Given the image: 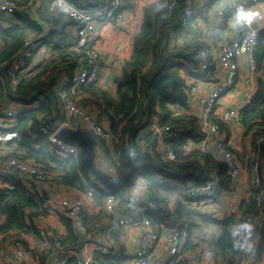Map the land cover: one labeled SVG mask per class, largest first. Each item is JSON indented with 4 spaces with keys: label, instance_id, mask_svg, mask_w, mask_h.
Segmentation results:
<instances>
[{
    "label": "trees",
    "instance_id": "trees-1",
    "mask_svg": "<svg viewBox=\"0 0 264 264\" xmlns=\"http://www.w3.org/2000/svg\"><path fill=\"white\" fill-rule=\"evenodd\" d=\"M31 1L15 0L17 7L14 12L9 16L1 15V18L5 17L2 19L5 20V26L0 25V65L9 62L28 38H38L41 44L39 36L45 24L57 26L59 23H64L59 26L61 29L56 31L62 37L54 42L51 41L50 36L47 37L43 44L47 46L51 44L52 57L43 61L31 77L20 79L13 86V92L17 97H9L18 103H33L35 92L45 97L36 106L19 115L15 127L17 137L5 143L7 148L13 149L7 155L22 156L42 166L51 176L54 184L73 188L77 192H89L93 201L103 208L109 196H113L118 204L136 203L133 197L126 194V189L135 178L143 176L148 184V198L153 204L146 213L158 229L163 226L172 230L184 224L189 230L204 224L217 228V233L209 231L210 237L207 244L215 264H239L245 252L241 234L244 231L248 234L253 233L258 239L256 249L258 260L260 250L264 247V80L258 84L252 102L243 109L239 121L243 128V139L251 135L252 151L257 154L254 160H248V167L257 166L258 187L252 189L241 201L236 214L220 219L201 213L188 203H183V199L193 201L203 198L188 197L185 188L189 184L204 183L208 180L206 177L208 171L214 170V173L220 176L218 192L214 199L220 196L221 190L226 191L229 181L223 162L214 160L209 153L202 152L199 148L184 152L187 146L186 140L188 138L193 140L201 135L197 117L181 110L187 106L188 83L183 73L191 74L190 68L199 62L194 51L205 46L197 39V32L193 29L195 15L185 26H180L175 20L184 9L187 0L150 1L143 7L141 22L132 40V55L122 66L121 76L117 81L118 101H115L109 92L95 88L93 83H86L76 88L82 96L81 105L90 103L100 108L101 112L109 114L110 129L117 136L112 153H106V159L115 173L114 176L109 175V177L118 179L130 168L133 149L140 165L123 186L119 188L104 186L109 189L104 191L95 183L96 180L92 174L82 166L78 155L59 154L47 138L36 131L39 126L50 127L48 118L60 111L56 96L57 79L56 76L51 77L52 74L67 73V70L71 71L68 74L73 73V68L79 67L78 60L84 56V53L82 50L75 49V38L72 43L67 39L65 26L68 23L72 24V21L60 8L51 9L50 4L45 3L34 9L31 8ZM66 1L83 8L102 6V0ZM212 5L213 1H210L208 8L212 9ZM198 14L202 15V13ZM180 39L181 42H178ZM253 57L257 70L262 68L264 62L262 34L253 51ZM4 94L5 86L0 80V97ZM99 99L103 101V105ZM152 116L159 118L160 125L181 127L177 137L162 139L165 145L175 152L174 161L164 160L158 153L150 152L151 147L154 148L159 141L157 134L147 129ZM259 137L263 140L257 145ZM140 141L146 145L144 152L140 150ZM230 149L239 159L245 155L244 151ZM18 151H22L20 154L23 155H19ZM173 195H180L181 199L176 200L173 207H169V199ZM48 201L49 198H46L44 192L39 189L32 190L20 182L0 188V215L4 217V222L0 224V235L3 236L0 241V250L3 248L7 234L32 232L39 236L33 221L36 217L47 215ZM62 220L66 229L65 239L55 236L53 239L46 240L50 247L47 246L40 252L39 264L50 263L55 251L51 243L55 240H58L65 248L72 245L77 250L79 242L73 224L66 217ZM38 241L42 239L38 237ZM15 242H21L25 250H29L23 241ZM196 245L197 243L193 240H189L182 252ZM94 260L96 264L127 263L122 250L106 253L95 250ZM68 262V264H79L75 257L68 259ZM158 264H184V260L172 256Z\"/></svg>",
    "mask_w": 264,
    "mask_h": 264
},
{
    "label": "built area",
    "instance_id": "built-area-1",
    "mask_svg": "<svg viewBox=\"0 0 264 264\" xmlns=\"http://www.w3.org/2000/svg\"><path fill=\"white\" fill-rule=\"evenodd\" d=\"M125 0H102V6L97 7H77L66 0H51L53 8H60L72 21L75 29V49L82 50L84 56L79 60L80 65L76 71L64 76L56 85V94L60 111L68 117V120L79 121L83 129L89 131L96 140L95 156L96 160H106V153H112L113 143L117 142V136L111 129L103 126V123L97 115L91 111L88 105H81L70 94V90L86 83H93L97 80L100 63L97 54L91 45L93 30L97 24L113 23L122 16L120 6ZM250 5L248 6V4ZM202 5L203 2H200ZM248 6V7H247ZM15 0H0V15H9L16 9ZM194 8L191 4H185L184 9L178 15L175 22L177 25L185 26L194 16ZM234 14L236 19L237 34L234 37H227V41H220V50L214 63L216 70H224L234 74L239 68V61L246 54L248 58V91L243 93L242 103L229 107L217 114V120L213 119L218 108V101L225 88L231 89L234 83L232 78L225 84L216 85L210 92L203 97L204 103L199 109V117L202 123V135L198 137L196 145L200 151L212 155L216 161H221L226 166V175L229 181L227 191L235 193L239 191L238 181L242 173V164L240 159L231 151V146L223 137L220 124H231L239 122L241 112L248 106L257 91L256 81L257 65L252 53L257 47L259 37H264V0H228L227 3L218 5L213 14V21L209 24L208 37L216 39L220 27L227 16ZM260 27H263L260 30ZM228 39L230 41L228 42ZM228 42V43H227ZM40 46L38 38H28L16 55L5 65L9 81L16 82L23 68L30 62L35 52ZM209 65L207 62H201V72H207ZM188 98L199 97L201 93L198 84L189 83L186 88ZM189 99V100H190ZM11 104L2 110L0 119L14 120L24 111L23 106L10 100ZM198 110V109H197ZM65 126L64 123L53 127L39 126L36 131L42 133L61 155H78V149L74 145L65 143L56 137L57 130ZM157 134L160 141L177 137L181 132L179 125H160L159 118L152 116L147 126ZM17 137L15 128H7L0 133V143L12 141ZM263 138L257 139V145ZM141 144L142 141H140ZM164 143V142H163ZM144 145V144H143ZM165 145V143H164ZM164 160L174 161L175 152L167 146L158 153ZM208 180L200 185L189 184L185 188L188 197L201 196L202 199L212 200L218 192L219 177L212 172ZM20 182L26 187L32 189L35 184H51V176L42 166L26 160L23 157L8 156L0 152V185L2 188L9 187L10 184ZM147 184V182H146ZM145 188L148 189V184ZM56 188V187H55ZM86 194V193H85ZM87 195H90L88 192ZM148 198V193L146 194ZM84 194H57L55 200H49L47 205L48 213H58L71 220L72 224L78 229L80 235L86 233V228L82 216V210L85 205ZM106 212L109 216V225L113 230L125 228L128 225H137V234L131 253H126V264H152V258L156 263H163L169 257L177 256L182 258L184 264H214L209 247L207 245H196L192 249L182 252L183 247L189 241V232L186 226L160 232L157 225L153 223L145 210L140 211L136 220L125 216L120 208L114 206L115 198L107 197ZM113 201V207L111 205ZM109 202V205H108ZM148 203L152 207V202L148 198ZM108 205V206H107ZM163 227V226H161ZM165 228V227H164ZM242 241L244 243V254L239 260V264H264V261L255 262L257 237L256 235L242 232ZM54 253L50 262L53 264H68V259L75 257L74 249L65 248L55 240ZM14 255L18 264H25L26 250L21 242L13 244ZM93 258H86L79 264H94Z\"/></svg>",
    "mask_w": 264,
    "mask_h": 264
},
{
    "label": "crops",
    "instance_id": "crops-1",
    "mask_svg": "<svg viewBox=\"0 0 264 264\" xmlns=\"http://www.w3.org/2000/svg\"><path fill=\"white\" fill-rule=\"evenodd\" d=\"M150 1L152 0H125L122 2L121 5L120 12L122 16L119 20L113 23L98 24L94 27L91 45L97 54V59L100 63L101 68L97 80L93 82V84L95 88L109 92L110 96L114 98L115 101H118L119 99V96L116 93V86H117V81L121 76L122 66L132 55L133 36L137 32L139 24L141 22L143 7L146 4H148ZM210 1H213V5L211 7L212 9L208 8V3ZM227 1L228 0H187L186 1L187 4H191L192 7L194 8L195 17H193V23H194L193 29L197 32V39L201 34V39L198 40L203 42L205 46L199 47L197 50L194 49L195 50L194 55L196 56V58L197 57L199 58V62H197L195 66H192L190 68L191 74L188 75L186 73H183L188 84L195 83L199 85L201 93L199 94V97H195L191 99L188 98L187 95V106L181 110L196 116L199 127L201 129H202V123L199 117V109L204 103L203 97L206 93L210 92L218 84L221 83L225 84L226 81H228V79L230 78L234 80L231 89H229V87L225 88L221 93V96L218 101V108L216 110V114L213 115V119L217 120L218 113L229 107H233L234 105L237 106L240 103H242L243 93L248 91L247 78L249 74L248 71L249 57L246 54L244 55V57H242V59H240V61L238 58L239 68L234 74H230L224 70H216L214 68V63L217 59L218 52L220 50V41L226 42L228 36L234 37L237 34L236 19H235L236 16L234 14L229 15V17L227 16L228 19L224 20L223 24L220 27L218 37L216 39L214 40L210 39L207 34L209 29V24L213 21V17H214L213 14L215 8L220 4L227 3ZM31 2H32L31 8L34 9L35 8L37 9L38 7L42 6L45 3H49L51 9L53 8L51 5V0H32ZM200 2H203V4L201 5ZM249 5L250 3L248 4V6ZM198 13H202V15ZM4 18L5 17L1 18L0 15V25L5 26V20H2ZM62 24L59 23L57 26H51L49 24L44 25V29L39 36L41 44L38 50L35 52L34 56L30 59V62L26 65L25 68L21 70L16 82L20 79H26L31 77L36 72L38 66L41 65L43 61L48 60L49 58L52 57L51 44L47 46L44 45L43 43L49 36L51 38V41L53 42L59 40L58 38L62 37V35L56 33V31L61 29L59 26ZM262 29L263 27H260V30ZM64 31L66 34H68L67 39H69V42L72 43L75 36V29L73 24L68 23L65 26ZM229 41L230 39H228V42ZM252 57H253V53H252ZM202 61L208 63L209 71L201 72ZM78 63L80 64L79 60ZM1 65H5V64H1ZM262 66H263L262 68L260 69L258 68L256 73L257 85L264 80V62ZM77 67L78 66H75L73 68V72L76 71ZM70 72L71 71L67 70V73L65 72L62 73L59 72L58 74L53 73L51 77L56 76L57 84H58L60 79H62L64 75H68V73ZM0 80L3 81L2 77H0ZM16 82L10 81V87L12 90ZM70 94L73 96L75 100L82 103L81 93H79L76 88L71 89ZM33 95L35 96V100L33 103L22 104L16 101L15 102L16 104L23 106V109L25 111L27 109L36 106L45 97L43 94H38L37 92L33 93ZM10 100L12 99H10L9 95H7L5 89V94L0 97V113H2V110L4 108H6L7 106H9V104H11ZM57 100H58V96H57ZM99 102L103 105L102 100L99 99ZM83 104L88 105L91 111H93L97 115L99 120H101L103 126L110 129L109 114L101 112V109L98 108L96 105L90 103H83ZM177 109L178 111H180V107H178ZM52 116L48 118V124H50V127L56 125L58 126L59 124L64 123L65 126L70 128H74L75 125L76 126L79 125L81 128H83L82 124L79 121L74 122L68 120V117L63 113H61L60 111L55 113L53 117ZM18 120H19L18 118L14 120L0 119V133L4 132L7 128H15L17 126ZM220 125H221V131L223 137L230 144L231 148L233 147L232 148L233 150H235L234 145L240 146V148L238 147V150L241 151L242 149V152L243 151L245 152L246 150L244 157H242L240 161L243 168L242 162H245V160H247L246 161L247 168L250 172H252L253 176L251 177L246 175L245 174L246 171L243 168L241 176L238 181L239 191L235 193H230L227 191L226 188V191L224 192L223 190H221L220 196L216 197L215 199L213 198L212 200L209 201H206L204 199L193 200V201H186L184 199L182 200L183 203L185 204L188 203V205L198 209L201 213H206L216 219L224 218L230 214H236L238 212V208L241 201L247 197V195L252 189L258 187V178L257 175H255V170L252 169L253 166L255 165H253L252 167H248V160H252L250 156H252V154H255V158H256L257 155L255 152L252 151L253 143H252L251 135L247 136V138L249 139L248 145L245 144L240 145L242 143H245L244 141H241V139L238 140V138L242 135V131H243V128L240 126V122H233L231 124H220ZM201 135H202V130H201ZM199 136H197L193 140L189 138L186 140L187 146L184 148V152H188L191 149L194 150L198 149V145H196V143ZM33 137H35V135H33ZM162 148H167V146L164 145V143L159 139L157 145L154 148L151 147L150 152L159 153V151ZM6 149L8 150V148L5 146V143H0V152L2 151L5 154H8L6 152ZM140 150L144 152L146 150V145L140 144ZM218 162L221 161L218 160ZM95 164L103 173L108 172V175L110 176L115 175L114 170L112 169L107 159L97 160ZM212 172L215 171L214 170L208 171L207 173L208 175L206 176L207 179L209 178V176L212 175L211 174ZM198 175L199 173L197 174V176ZM50 183L51 184L48 183L35 184L32 187V190L39 189L40 191L45 193L46 198L48 197L49 200L51 199L52 201L55 200L57 194L64 195L68 193L69 194L81 193L84 194L85 196L84 198L85 205L82 210V216H83L84 224H87L89 226L88 233L87 235L84 236L80 235L78 229H76V227L73 225L77 233L76 235L78 237L79 245L76 247L77 250H75L72 245L68 246V248H73L75 250L76 252L75 256L79 263L80 261H83L86 258L91 257L94 259L95 250H100L103 253L109 251L119 252L121 250L125 254L131 253L132 247L134 246L136 240L137 225L132 224V225H128L125 228H119L117 230H113L109 225V216L105 208H103V206L98 205L95 201H93L91 195H87V193L85 194L84 192H77L73 188L65 187L60 184H54L52 181ZM95 183H97L99 187L102 188L104 191H109L108 188L102 186L98 181H95ZM145 184H146V180L143 176H139L135 178L133 180V183L126 189L127 192L126 194L128 196L133 197L136 203H130V202L119 203V208L121 209L122 213L133 220H136L139 217L140 211L143 210L146 211L147 209L151 208V205H149L148 198L146 196L147 188H145ZM0 188H2L1 185ZM89 191H91V189ZM231 195L235 196L233 197L236 199L235 206H233L231 209H227V213H225L224 211H221V213H219V209H217V204L218 207H220L223 198L225 197V199H228L230 198ZM179 199H181L180 195L171 196L169 199L168 206L173 207L175 201ZM62 218L63 216L58 213H48V212L47 215L44 217L34 218L33 224L36 227V231L39 233L38 237L42 239V241L40 242L38 241V237L32 232H28V233L13 232L7 234L6 235L7 238L2 246L3 248L0 250V264H18L16 262L17 260L15 258L14 250H13V244L14 241L16 240L23 241L26 244L27 248L29 249L28 251L26 250L25 264H39L38 256L40 252L49 244L46 242V240L53 239V237L55 236L61 239H65L66 229L63 224ZM3 222H4V217L0 215V224H2ZM183 226L187 227L186 224H184ZM206 227L210 229L211 233L218 232L217 228L208 224L201 225V227L199 228L201 229V231H207V229L204 230V228ZM196 228L193 227L190 228V230L188 229L189 240H194V242L196 241V238L192 237V232L194 233V230ZM166 230L168 229L164 227H161V229H159L160 232H164ZM251 235H253V233H251ZM2 238L3 236L0 235V241ZM197 239H198V241H196L197 244L203 243V240L200 238V236H197ZM54 243L55 241L51 243L52 247H54ZM260 260L264 261V247L260 250V258L257 260L256 257L255 262H259ZM151 261L152 264H158L154 261V257L152 258ZM213 263L215 264L214 261ZM49 264H53V263L50 262ZM94 264H96V261Z\"/></svg>",
    "mask_w": 264,
    "mask_h": 264
},
{
    "label": "water",
    "instance_id": "water-1",
    "mask_svg": "<svg viewBox=\"0 0 264 264\" xmlns=\"http://www.w3.org/2000/svg\"><path fill=\"white\" fill-rule=\"evenodd\" d=\"M7 65H0V77H2L6 93L10 97H17L10 87V81L6 73ZM56 137L61 141L74 145L78 149V157L82 166L92 174L96 181H99L102 186L110 188H119L123 186L140 167L133 149L131 155V166L118 179H113L105 175L95 164V137L87 130L80 127L70 128L62 126L57 130ZM14 257V256H13ZM17 262V261H16Z\"/></svg>",
    "mask_w": 264,
    "mask_h": 264
},
{
    "label": "rangeland",
    "instance_id": "rangeland-1",
    "mask_svg": "<svg viewBox=\"0 0 264 264\" xmlns=\"http://www.w3.org/2000/svg\"><path fill=\"white\" fill-rule=\"evenodd\" d=\"M98 25V24H97ZM192 37V36H191ZM199 40L201 39V34L199 35V38H198ZM178 42H181V39L180 40H178ZM77 103L79 104L80 102L79 101H77ZM76 126V125H75ZM239 139H241V141H244L245 143H242V144H240V145H248L249 144V139L247 138V137H245L244 139H243V136L241 135L239 138H238V140ZM238 147L240 148V146H238V145H234V149L236 150V151H239V152H242V149H241V151L240 150H238ZM233 148V147H232ZM11 151H13V149L12 148H8V150L6 149V152L7 153H10ZM245 152H246V150H245ZM18 153H19V155H23V154H20V153H22V151H18ZM22 157V156H21ZM250 158L252 159V160H254V158H255V154H252V156H250ZM25 159V158H24ZM248 159V158H247ZM27 160V159H26ZM247 160H245V162H242L243 163V168H244V170L246 171L245 172V174L246 175H248V176H253L252 175V172H250L249 170H248V168H247V162H246ZM94 162H97V160H96V156L94 157ZM97 166V165H96ZM253 170H255V175H256V172H257V166H253V168H252ZM104 174H106V175H108V172H106V173H104ZM109 176V175H108ZM94 178V177H93ZM99 182V181H98ZM100 183V182H99ZM232 196V197H231ZM230 196V198H228V199H225V197L223 198V200H222V204L220 205V207H218V204H217V209H219V213H221V211H224L225 213H227V209H231L233 206H235V204H236V199L235 198H233V197H235L234 195H231ZM108 205H109V202H108ZM107 205V206H108ZM111 205H112V207H113V201H112V203H111ZM114 206L116 207V208H119V204H118V202H117V200L116 201H114ZM104 208H105V210H106V206H104ZM100 222H102V221H100ZM99 222V223H100ZM201 224H203V223H201ZM85 228H86V233H84V235H87V233H88V230H89V227L85 224ZM194 228H196V227H194ZM196 229H198V230H196ZM195 230H194V233L192 232V237H194V238H196V241H198V239H197V236H200V238L203 240V243H200V244H204V245H207L208 244V239H209V237H210V229H208L207 227L206 228H204V230L205 229H207V231H201V229L200 228H196ZM209 232V233H208ZM195 233H197V234H195ZM84 235H82V236H84ZM194 241V240H193ZM195 241V242H196ZM202 242V241H201ZM197 243V242H196ZM197 245H199V244H197ZM76 253V252H75ZM75 258H76V256H75ZM77 260V259H76Z\"/></svg>",
    "mask_w": 264,
    "mask_h": 264
},
{
    "label": "clouds",
    "instance_id": "clouds-1",
    "mask_svg": "<svg viewBox=\"0 0 264 264\" xmlns=\"http://www.w3.org/2000/svg\"><path fill=\"white\" fill-rule=\"evenodd\" d=\"M76 127H80L79 125H77ZM81 128V127H80ZM83 129V128H82ZM135 173V172H134Z\"/></svg>",
    "mask_w": 264,
    "mask_h": 264
}]
</instances>
